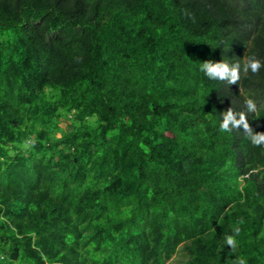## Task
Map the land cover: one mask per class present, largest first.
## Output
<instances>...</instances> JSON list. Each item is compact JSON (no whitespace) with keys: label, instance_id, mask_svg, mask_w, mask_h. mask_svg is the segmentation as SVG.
<instances>
[{"label":"trees","instance_id":"trees-1","mask_svg":"<svg viewBox=\"0 0 264 264\" xmlns=\"http://www.w3.org/2000/svg\"><path fill=\"white\" fill-rule=\"evenodd\" d=\"M229 108L264 132V0H0V264H264Z\"/></svg>","mask_w":264,"mask_h":264},{"label":"clouds","instance_id":"clouds-1","mask_svg":"<svg viewBox=\"0 0 264 264\" xmlns=\"http://www.w3.org/2000/svg\"><path fill=\"white\" fill-rule=\"evenodd\" d=\"M261 67V62L253 57L249 59L247 65L245 66V71L251 69L253 73H257ZM200 70L204 72L205 75L210 79L227 80L229 84H235L240 79L239 64L230 66L227 62L224 61L213 62L211 60H206L202 62ZM246 106L250 112L255 111L256 105L251 99H248L246 101ZM240 127H243L245 133L250 138L253 145H264V132L253 133V130L249 125L245 114L240 113L239 119H237L236 114H234L231 108H229L224 115L222 123L220 124L221 132H231L233 128L239 129ZM235 231L238 233L239 229H236ZM226 243L234 247V237H226ZM239 264H244V261L240 260Z\"/></svg>","mask_w":264,"mask_h":264},{"label":"rangeland","instance_id":"rangeland-1","mask_svg":"<svg viewBox=\"0 0 264 264\" xmlns=\"http://www.w3.org/2000/svg\"><path fill=\"white\" fill-rule=\"evenodd\" d=\"M170 261L176 262V263H182L183 256L181 254L177 253V254H175V255L172 256V258L170 259Z\"/></svg>","mask_w":264,"mask_h":264}]
</instances>
